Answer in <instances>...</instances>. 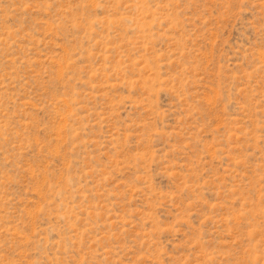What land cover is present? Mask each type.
Returning <instances> with one entry per match:
<instances>
[{"label": "rangeland", "instance_id": "1", "mask_svg": "<svg viewBox=\"0 0 264 264\" xmlns=\"http://www.w3.org/2000/svg\"><path fill=\"white\" fill-rule=\"evenodd\" d=\"M0 264H264V0H0Z\"/></svg>", "mask_w": 264, "mask_h": 264}]
</instances>
